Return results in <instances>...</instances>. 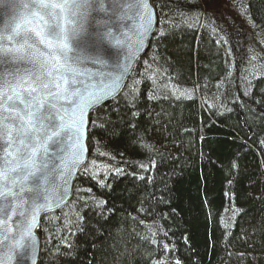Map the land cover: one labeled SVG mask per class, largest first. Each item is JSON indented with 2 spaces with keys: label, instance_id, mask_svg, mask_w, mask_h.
I'll return each mask as SVG.
<instances>
[{
  "label": "trees",
  "instance_id": "1",
  "mask_svg": "<svg viewBox=\"0 0 264 264\" xmlns=\"http://www.w3.org/2000/svg\"><path fill=\"white\" fill-rule=\"evenodd\" d=\"M219 1L152 0L148 49L92 112L37 264H264V0Z\"/></svg>",
  "mask_w": 264,
  "mask_h": 264
},
{
  "label": "snow or ice",
  "instance_id": "2",
  "mask_svg": "<svg viewBox=\"0 0 264 264\" xmlns=\"http://www.w3.org/2000/svg\"><path fill=\"white\" fill-rule=\"evenodd\" d=\"M3 3L22 12L17 23L0 29V66L5 67L0 73V227L8 226L11 232L9 222L22 216L25 220L17 228L22 237H30L34 225L23 210L29 203L25 196L31 198L34 213L40 207L36 201L42 182H47L45 170L51 171L49 159L58 155L53 149L71 138L74 151L65 168L70 172L81 163L86 129L103 126L89 120L88 112L105 98H114L119 89L116 77L111 85L91 90L79 79L82 57L69 53L93 12L123 13L131 19L129 13L143 15L149 5L147 0H0ZM142 27L141 46L150 22ZM86 59L103 64L99 53ZM21 63L30 67L21 71Z\"/></svg>",
  "mask_w": 264,
  "mask_h": 264
},
{
  "label": "water",
  "instance_id": "3",
  "mask_svg": "<svg viewBox=\"0 0 264 264\" xmlns=\"http://www.w3.org/2000/svg\"><path fill=\"white\" fill-rule=\"evenodd\" d=\"M149 8L143 15L129 13L127 16H106L100 12H93L85 23V29L78 42L73 46L70 57L79 54L82 59L78 62V71L82 74L79 79L89 83L91 90L97 91L100 88L112 84V80L119 77V89L114 98H105L103 102L88 112V119L92 112L101 105L115 99L125 87L134 67L148 49L150 40L155 32L157 25V15L152 0H147ZM22 9L12 8L7 3L0 4V29L13 26L19 21ZM123 16V18H121ZM150 22V31L144 36L143 45L139 43V33L143 31L144 25ZM99 53L103 64H94L86 59L88 56H95ZM70 63L72 60L69 61ZM10 67V66H9ZM30 67L21 63V71ZM5 71V67L0 66V73ZM88 128L86 129L85 139L82 141L86 146L81 157V163L71 167L69 172L65 168V162L71 161L74 151L71 138L65 139L58 147L53 149L58 155L49 159V169L45 170L47 182H42V193L36 203L40 206L34 213L31 198L24 207L27 219L33 223L30 237H22V232L17 226L25 217L15 216L9 222L11 232L7 227H0V264H37L40 253L41 239L38 228L42 218L50 213L63 208L71 199L76 178L88 160ZM264 146V139L262 141ZM42 167V165H41ZM67 181V183H65ZM34 217V218H33ZM7 236L8 239L4 240ZM14 246V247H13ZM12 248L11 254L9 249Z\"/></svg>",
  "mask_w": 264,
  "mask_h": 264
},
{
  "label": "rangeland",
  "instance_id": "4",
  "mask_svg": "<svg viewBox=\"0 0 264 264\" xmlns=\"http://www.w3.org/2000/svg\"><path fill=\"white\" fill-rule=\"evenodd\" d=\"M227 0H220L219 2H217L215 4V8L217 10H227L230 9L231 7V2L228 0V2H226Z\"/></svg>",
  "mask_w": 264,
  "mask_h": 264
}]
</instances>
